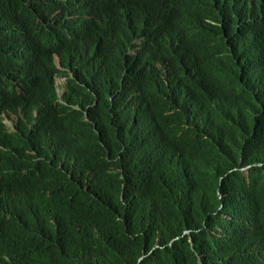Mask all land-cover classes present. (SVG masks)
<instances>
[{
  "label": "trees",
  "instance_id": "obj_1",
  "mask_svg": "<svg viewBox=\"0 0 264 264\" xmlns=\"http://www.w3.org/2000/svg\"><path fill=\"white\" fill-rule=\"evenodd\" d=\"M204 1L245 64L217 68L170 18L169 42L141 22L113 40L120 0H0V264H243L264 246V19ZM135 39L147 78L122 75Z\"/></svg>",
  "mask_w": 264,
  "mask_h": 264
},
{
  "label": "clouds",
  "instance_id": "obj_2",
  "mask_svg": "<svg viewBox=\"0 0 264 264\" xmlns=\"http://www.w3.org/2000/svg\"><path fill=\"white\" fill-rule=\"evenodd\" d=\"M120 4L121 6L117 10L111 9L112 4L107 8V19L113 28V40L115 41L123 40L125 36L130 35L131 25L135 22H141L147 27L151 35L159 36L161 39L169 42L168 18H170L172 24L179 26L186 34L193 33L202 42L203 54L211 57L215 61H221L218 63L217 68L219 65L231 66L232 63L245 64L248 61L247 57L241 55L224 59V50L230 47L241 46L238 44L236 37L232 39L231 31L224 24L207 15L208 9L204 0H164V6L162 8L157 9L153 7L152 9L146 8L145 10H142V5L139 3V0H120ZM251 5L258 10V17L264 19V4L262 0H251ZM132 44L136 47L127 50L126 54L131 57L127 61L122 75L127 73H144L147 78L151 72L150 65L145 57L136 53L138 46L141 44V39H135ZM54 63L56 67L61 68L57 55L54 56ZM201 63L200 76L202 78L215 75L217 71L211 72L202 61ZM35 66L36 63L31 62L23 72L32 71ZM14 72H16L15 59L9 54L8 48H5L1 73L6 76ZM45 75L46 73L43 70L35 77V81H41ZM58 78L63 81L62 86L66 84L67 78L57 76L56 83ZM60 89L58 88L57 91L59 96L62 97L65 87H63V92L61 93L59 92ZM263 255L264 246H256L244 255L245 263L243 264H252L251 260L253 256L262 259Z\"/></svg>",
  "mask_w": 264,
  "mask_h": 264
},
{
  "label": "rangeland",
  "instance_id": "obj_3",
  "mask_svg": "<svg viewBox=\"0 0 264 264\" xmlns=\"http://www.w3.org/2000/svg\"><path fill=\"white\" fill-rule=\"evenodd\" d=\"M56 61H58V59H56ZM57 83L62 86L63 81L62 80H59V78H58L57 79ZM59 92L60 93L63 92V87H61V89L59 90ZM4 120H5L4 122L7 125V127L9 129H11L12 128V122H11V120L9 118H7V117H4Z\"/></svg>",
  "mask_w": 264,
  "mask_h": 264
},
{
  "label": "bare ground",
  "instance_id": "obj_4",
  "mask_svg": "<svg viewBox=\"0 0 264 264\" xmlns=\"http://www.w3.org/2000/svg\"><path fill=\"white\" fill-rule=\"evenodd\" d=\"M194 100V99H193ZM202 133V132H201ZM67 181V180H66ZM211 229V228H210Z\"/></svg>",
  "mask_w": 264,
  "mask_h": 264
}]
</instances>
